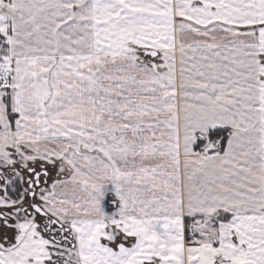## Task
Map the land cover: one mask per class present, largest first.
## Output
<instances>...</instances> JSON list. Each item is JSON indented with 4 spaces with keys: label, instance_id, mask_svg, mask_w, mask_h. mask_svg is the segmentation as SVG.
I'll return each mask as SVG.
<instances>
[{
    "label": "snow or ice",
    "instance_id": "6c2138e0",
    "mask_svg": "<svg viewBox=\"0 0 264 264\" xmlns=\"http://www.w3.org/2000/svg\"><path fill=\"white\" fill-rule=\"evenodd\" d=\"M0 264H264V0H0Z\"/></svg>",
    "mask_w": 264,
    "mask_h": 264
},
{
    "label": "crops",
    "instance_id": "0c3cea01",
    "mask_svg": "<svg viewBox=\"0 0 264 264\" xmlns=\"http://www.w3.org/2000/svg\"><path fill=\"white\" fill-rule=\"evenodd\" d=\"M107 187L110 189L111 188V185H109ZM111 197H112V193H111V191H109L108 194H107V196H106V200H105V203L106 204H108V203L110 204Z\"/></svg>",
    "mask_w": 264,
    "mask_h": 264
}]
</instances>
